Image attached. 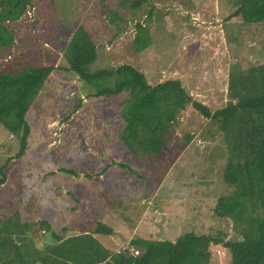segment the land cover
<instances>
[{"label": "rangeland", "instance_id": "374dc122", "mask_svg": "<svg viewBox=\"0 0 264 264\" xmlns=\"http://www.w3.org/2000/svg\"><path fill=\"white\" fill-rule=\"evenodd\" d=\"M51 1L38 0L39 17L37 11L30 10L21 19L12 59H7V64L13 60L44 65L54 61L57 64L62 57L61 47H66L75 27L82 25L98 50L92 72L115 62L135 66L153 85L169 78L183 79L191 88L193 98L203 100L215 110L227 103L229 73L236 56L242 59L239 61L244 70L250 64L264 62V25L253 36L248 30L245 40L229 39L233 29L225 27L224 18L235 10L234 1L149 0L137 9L120 7V0H55V4H50ZM150 2L155 6H150ZM151 8H154L152 44L137 53L134 46L138 33L136 24H147ZM228 25H233L235 31L242 30L237 22H228ZM251 38L254 43L250 42ZM4 64L5 59L0 60V65ZM57 76L64 79V84L62 89L55 91L65 93L72 74ZM105 81L102 82L113 85V79ZM80 86L74 84L71 88ZM79 97L70 98L77 101ZM126 99L127 92L94 99L96 107L84 105L88 112L76 114L67 128L59 130L58 123L46 129L43 126L54 118L71 115L74 100H67L60 94L58 98L36 101L39 103L34 104L33 112L28 115L27 150L18 157L20 139L0 124V170L8 164L6 184L0 186V221L16 215L13 221L18 225L32 223L29 239L33 238L37 247L45 244L36 236L35 223L42 220L60 230L67 226L66 231L58 230L65 238L102 221L120 233L115 235V241L101 238L112 250L130 236L175 241L188 232H220L231 239L235 235L232 215L227 218L214 215L218 199L229 192L222 176L226 144L221 137L206 135L207 129L217 135L216 128L192 107L183 113L180 123L174 127L175 132L170 135L171 143L160 154L152 157L153 154L143 148L137 157L123 147L119 162L132 165L131 174L126 170L119 172L113 165L106 167L109 172L111 168L116 172L100 178L106 184H101L94 176L98 167L104 170L103 164L97 162L103 158L100 147L109 140L105 136L112 134L110 140L116 147L115 136L123 130L122 118L121 126L112 133V123L106 119L98 122L96 116L113 115L119 119L120 107L125 106ZM107 107L109 110L104 111ZM91 116L94 121L90 122L87 118ZM103 133L105 135L100 138ZM187 133L193 136L190 143L185 141ZM106 149L119 155L117 148ZM114 178L118 181L113 184ZM123 179L125 188H120L118 184ZM129 185L137 189V193L142 190L145 196L153 197L152 201L145 197L130 200L132 188H128ZM65 191L71 197L69 200H64ZM228 259L224 249L214 248L210 264H227Z\"/></svg>", "mask_w": 264, "mask_h": 264}, {"label": "trees", "instance_id": "16d2710c", "mask_svg": "<svg viewBox=\"0 0 264 264\" xmlns=\"http://www.w3.org/2000/svg\"><path fill=\"white\" fill-rule=\"evenodd\" d=\"M54 1L50 4H55ZM120 1V7L137 9L149 0ZM231 1H234L235 10L224 18V22L226 28L233 29V36L230 33L229 39L239 42L245 40L248 30L253 36L264 25V0ZM38 4V0H0V60L6 61V65H0V124L20 139L17 157L27 150L28 115L56 72L72 74L74 84L81 85L76 89L80 97L77 101L75 99L72 114L77 113L84 103L81 99L84 85L93 90H83L90 96V101L127 92L128 99L123 102L126 104L120 107L123 130L119 136L125 147L137 157L143 148L153 154L152 157L160 154L171 143L170 135L175 132L174 127L180 123L183 113L192 107L215 126L217 135L210 129L205 130L206 135L221 137L225 141L227 154L222 176L229 192L218 199L214 215L220 218L232 215L235 235L227 239L220 232H188L175 241L128 240L129 237L112 250L101 238L111 239L116 229L102 221L65 238L58 232L60 229L42 220L35 223L38 227L36 236L45 244L37 247L35 240L29 239L32 223L18 225L13 221L14 215L0 221V264H210L214 248L226 251L229 255L227 264H264V62L250 64L244 70L239 61L241 58L236 56L229 73L227 103L215 110L203 100L193 98L191 88L183 79L169 78L153 85L135 66L115 62L92 72L91 67L98 60V50L89 31L82 25L75 27L66 47H61L62 57L57 64L54 61L48 65L36 64L26 60H13L7 64L12 47L16 45L19 22L30 10L37 11L39 17ZM149 5L153 4L150 2ZM153 10H149L147 24H136L138 33L134 46L137 53L152 44ZM228 22H237L242 30L235 31ZM250 42L254 43V39L251 38ZM106 79H113V85L105 83ZM69 114L62 116L61 120H68L72 115ZM184 137L186 143L193 138L189 133ZM120 156L112 164L131 174L132 165L118 162ZM7 167L8 164L1 167L0 186L6 184ZM132 189L137 197L152 201L153 197L145 196L142 190L137 193L136 188ZM66 230L67 226H62L60 231Z\"/></svg>", "mask_w": 264, "mask_h": 264}, {"label": "crops", "instance_id": "0c3cea01", "mask_svg": "<svg viewBox=\"0 0 264 264\" xmlns=\"http://www.w3.org/2000/svg\"><path fill=\"white\" fill-rule=\"evenodd\" d=\"M57 75H60V73L59 72H56L52 77H51V79H50V81L46 84V87H45V89L41 92V94H40V96H39V99L37 100V101H40V102H42V101H44L45 99H50V98H58L59 97V95L61 94V96H63L65 99H67V100H74V105H73V107H72V109L74 108V106L76 105V101H75V99H71L70 97H74L75 96V94L77 95V92H79V91H77L74 87L73 88H71L72 87V85H74V81L71 79V77H70V79L68 78V88H67V90L68 91H66L65 93H62L61 91V93L60 92H58V93H56V89H62V85L64 84V79L62 78V77H60V76H57ZM60 79H62L61 80V82H60ZM67 79V78H66ZM66 82H67V80H66ZM72 84V85H71ZM48 90H50V91H48ZM83 90H87L86 92H90V91H93L92 90V88H90L89 86H87V85H84L83 86V89H81V94H82V96H81V98L83 99V101H84V103L82 104V106H81V108H80V110L77 112V113H73L72 115H71V117L66 121V120H61V118L62 117H57V118H54V119H52V120H50V121H47L46 122V124L43 126V129H46V128H48V127H51L50 125H52L53 124V126L52 127H54L55 125H56V123H58L57 125L58 126H60V127H58V130L59 129H62V128H67L69 125H68V123H70V121H72V120H74L75 118V115L76 114H78V113H80L81 111H82V113H81V115L82 114H86L88 111L86 110L87 109V106H84V105H88V106H94V107H96V103H95V101H94V99H93V101H90V96L88 97V93H85V91H83ZM87 97V98H86ZM85 98V99H84ZM96 99V98H95ZM36 103H39V102H36ZM86 107V108H85ZM71 109V110H72ZM107 110H109V107H107V108H105L104 109V111H107ZM87 111V112H86ZM119 113V112H118ZM106 117H110V118H106ZM80 119H82V117L80 118ZM90 122L91 121H94L93 120V116H91V118L89 117V118H87ZM102 119L103 120H107L111 125H110V128L112 129L111 131H112V133H113V131L115 130V128H117L119 125L121 126V115H120V113H119V119H118V116L117 117H115L114 118V116L112 115V117L110 116V115H102V116H100V115H97L96 116V120L99 122V121H102ZM29 120V119H28ZM112 120H114V122H112ZM111 121V122H110ZM103 122V121H102ZM117 123L116 124V126L114 127V123ZM99 127V126H98ZM57 130V131H58ZM8 131V130H7ZM9 132V131H8ZM11 134V133H10ZM12 135V134H11ZM105 135V133H103V134H101V136H100V138H102L103 136ZM120 135V134H119ZM112 136V134L110 135V136H105V137H108V139L109 140H107V143H106V145L104 146V147H100L101 148V153H103L102 154V157L103 158H100V156H99V162H97V163H102L103 165V167H104V170H101L99 167L97 168V170H96V174L94 175V176H96V178L99 180L101 177H104V176H108L109 175V173H113V172H116V171H113V169L114 168H111V171L109 172V170H108V168L107 167H111V166H113L114 164H112L113 163V161L115 160V158L118 156V155H115L114 154V152L112 151V152H110L108 149H106V148H117L118 150H119V155H121L120 154V152H122V150L120 149V148H123V147H125V145L124 144H122L121 142H120V136H115L116 137V147L114 146V142H113V140H110V137ZM120 139V140H119ZM45 144H47V141H45L44 142V145ZM99 145H101L100 143H99ZM121 145H122V147H121ZM46 146V145H45ZM102 148H104L105 149V151L103 150L102 151ZM126 148V147H125ZM129 152H130V150L128 149V148H126ZM106 154V155H105ZM130 154H132L131 152H130ZM121 159V156H120V158L118 159V162H119V160ZM101 160H102V162H101ZM96 163V164H97ZM106 164V165H105ZM107 166V167H106ZM114 166H116V165H114ZM117 167V166H116ZM94 168V167H93ZM119 172L120 171H122V172H124L123 170H119V169H117ZM94 173H95V171H94ZM70 175H72V174H70ZM72 176H74V175H72ZM59 178H60V176H59ZM72 179V178H71ZM116 180L117 179H115L114 178V180H113V184L116 182ZM118 181V180H117ZM124 179L120 182V184H118L119 185V187L120 188H123V187H125V184H124ZM54 182V181H53ZM100 183L101 184H106L105 182H103V180L102 179H100ZM130 186V185H129ZM108 187V186H107ZM128 188H132L131 186L130 187H128ZM131 192H132V195H129V196H131L130 197V200L132 199V200H136V198H137V196L135 195L134 197H133V194H134V191H133V189H131ZM65 193V197H64V200H69L71 197H70V195L65 191L64 192ZM102 198H103V196H101ZM127 199V198H126ZM128 200L129 199H127L126 201L128 202ZM126 226H127V224H126ZM116 234H120L119 233V231H117V228H116V233H115V235ZM98 237V236H97ZM99 238V237H98ZM130 239H132V236H130V238L128 239V240H130ZM110 241H115V236H112L111 237V239H109ZM103 241V240H102ZM104 242V241H103Z\"/></svg>", "mask_w": 264, "mask_h": 264}, {"label": "built area", "instance_id": "2783aa9c", "mask_svg": "<svg viewBox=\"0 0 264 264\" xmlns=\"http://www.w3.org/2000/svg\"><path fill=\"white\" fill-rule=\"evenodd\" d=\"M136 254H138V252H136Z\"/></svg>", "mask_w": 264, "mask_h": 264}, {"label": "bare ground", "instance_id": "6f19581e", "mask_svg": "<svg viewBox=\"0 0 264 264\" xmlns=\"http://www.w3.org/2000/svg\"><path fill=\"white\" fill-rule=\"evenodd\" d=\"M41 239V238H40Z\"/></svg>", "mask_w": 264, "mask_h": 264}]
</instances>
